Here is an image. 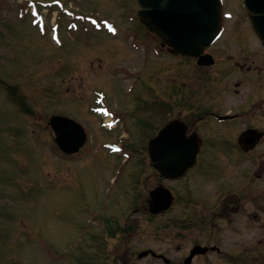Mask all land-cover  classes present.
<instances>
[{
  "label": "rangeland",
  "instance_id": "1",
  "mask_svg": "<svg viewBox=\"0 0 264 264\" xmlns=\"http://www.w3.org/2000/svg\"><path fill=\"white\" fill-rule=\"evenodd\" d=\"M229 1L236 11L238 0ZM0 8V264H164L138 259L147 250L183 264L196 243L220 252L191 264H223L222 248L236 236L224 233L216 215L207 230L198 224L209 206L211 169L223 165L211 166L201 155L196 170L170 183L155 179L141 150L142 119L156 125L160 115L142 113L148 96L154 90L156 99L162 87L167 93L173 76L159 73L141 48L148 40L141 37L151 34L131 0H0ZM235 25L227 22L229 29ZM215 46L227 56L237 49L226 36ZM172 62L160 61L166 68ZM181 68L193 71L188 62ZM52 115L84 126L88 139L79 153L59 151L48 125ZM105 116L118 122L113 130L100 125ZM157 185L175 200L152 216L144 207Z\"/></svg>",
  "mask_w": 264,
  "mask_h": 264
},
{
  "label": "flooded vegetation",
  "instance_id": "2",
  "mask_svg": "<svg viewBox=\"0 0 264 264\" xmlns=\"http://www.w3.org/2000/svg\"><path fill=\"white\" fill-rule=\"evenodd\" d=\"M226 1L222 0L220 38L226 36L236 42L237 49L233 56H227L223 48L215 46L216 43L208 47L202 54L211 56L213 64L210 66L198 65V59L170 54L153 34L150 39L141 37L148 39L146 46L141 48L151 52L159 73L171 71L168 74L173 76V83L167 93L164 87L157 88L156 99L152 97L154 90L151 91L149 108L142 113L152 117L156 114L157 119L158 110L161 116H158L156 125L143 118L142 130L137 135L147 139L148 143L166 123L179 120L185 124L187 136H197L199 156L206 155L211 166L214 162L223 165L220 171L211 169L214 172L209 179L213 188L204 198L209 206L198 224L207 230L208 221L216 215L223 222L224 233L236 236L235 242L222 248L223 264H264V246H261L264 242V45L254 34L242 0H238L236 11L228 7ZM229 21H235L233 29L227 26ZM149 40L154 43L152 49L151 45L147 47ZM219 57L225 62H220ZM164 58L174 62L166 68L164 63H160ZM232 58L235 60L231 63ZM187 62L193 71H182L181 67ZM228 67L235 68V71ZM151 108L155 110L150 111ZM147 143L141 150L148 164ZM153 172L156 180L162 179ZM148 200L149 193L147 205ZM214 205L216 211H208ZM144 210L147 211V206ZM188 215L191 228H196L197 212L192 211ZM205 241L208 242L207 239ZM197 245L201 244L196 243L193 247ZM213 247L208 246V253L220 252L218 247L211 250ZM151 258L169 264L160 254Z\"/></svg>",
  "mask_w": 264,
  "mask_h": 264
},
{
  "label": "water",
  "instance_id": "3",
  "mask_svg": "<svg viewBox=\"0 0 264 264\" xmlns=\"http://www.w3.org/2000/svg\"><path fill=\"white\" fill-rule=\"evenodd\" d=\"M246 14L256 35L264 44V0H244ZM131 9L146 28L155 33L171 53L199 58L198 65L211 64L209 56H201L220 31V0H132ZM54 142L65 155L76 154L86 142V133L80 124L58 115L49 120ZM186 126L180 121L168 122L149 140V164L160 175L174 181L182 178L196 164L199 145L195 136L185 137ZM171 193L157 187L150 192L149 212L153 215L169 209ZM206 248H193L183 264H191L197 254ZM148 252L138 257L147 256Z\"/></svg>",
  "mask_w": 264,
  "mask_h": 264
}]
</instances>
